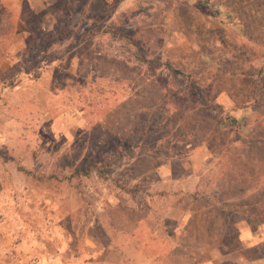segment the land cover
<instances>
[{
  "label": "rangeland",
  "instance_id": "1",
  "mask_svg": "<svg viewBox=\"0 0 264 264\" xmlns=\"http://www.w3.org/2000/svg\"><path fill=\"white\" fill-rule=\"evenodd\" d=\"M0 13V264H264V0Z\"/></svg>",
  "mask_w": 264,
  "mask_h": 264
},
{
  "label": "crops",
  "instance_id": "2",
  "mask_svg": "<svg viewBox=\"0 0 264 264\" xmlns=\"http://www.w3.org/2000/svg\"><path fill=\"white\" fill-rule=\"evenodd\" d=\"M192 171L195 172L197 170L194 169ZM195 191H196V189H195ZM195 191L191 192L190 196ZM27 201H34V200L28 198ZM179 209L182 211V214H184V215L182 216V218L180 219V221L178 222V224L176 225V228L174 230H176V234L177 235L181 236V235L184 234V232H186L184 230V220L187 217V214H188L187 212L189 211V208L181 206ZM35 217H37V216H35ZM143 220H144L143 218H140L139 221H137L139 226L141 225ZM41 229H42V232H43V230H44L43 226H42ZM52 234H54V232H52ZM156 234H157V232H156ZM139 240L142 242V247L140 249L141 253H142V256H143V258L145 260L148 259L146 261V264H157V262L154 260V259H156L154 257V255L157 252V248L147 244V242H148L147 240L142 241L141 238ZM124 243H125V241H124V239H122V234H121L119 236V242H117L116 246H113V244H110V243H104V244L101 243V245H99L100 243H96L95 242L93 244V246L89 245L91 247H95V248L91 249V252L87 251L88 248H87L86 245L85 246H81L80 245L79 246V250H78V247L76 246L77 250L79 252L78 255H79L80 259H81V261L79 260V264L80 263L81 264H126L124 261H121L124 258V254H125V251H126L125 247L127 246V244H124ZM181 243L182 244H180V245L178 244L177 246H179L181 250H184V248L187 249V247H184V242L181 241ZM40 245H41V248L47 246V244L44 243V240L41 241ZM49 245H50V243H49ZM51 245L56 247L57 249H58V247L60 245L59 243L57 244L56 238L53 235H52V243H51ZM170 249L173 250V249H175V247L171 248V246H170L169 250ZM114 251L117 254H116V257L112 258V260H111V259H109V255L111 253L113 255H115ZM146 252H149V253L146 254ZM181 263L184 264V262H181ZM173 264H179V263H173ZM196 264H199V263H196ZM209 264H211V262Z\"/></svg>",
  "mask_w": 264,
  "mask_h": 264
},
{
  "label": "trees",
  "instance_id": "3",
  "mask_svg": "<svg viewBox=\"0 0 264 264\" xmlns=\"http://www.w3.org/2000/svg\"><path fill=\"white\" fill-rule=\"evenodd\" d=\"M0 14H1V13H0ZM1 36H3V35H1ZM231 123L235 124V123H236V120H235L234 118H232V119H231ZM238 208H240V206H238V205H233V206H232V209H233L234 211H237ZM237 212H239V211H237Z\"/></svg>",
  "mask_w": 264,
  "mask_h": 264
}]
</instances>
